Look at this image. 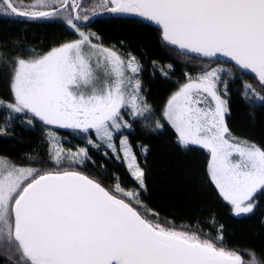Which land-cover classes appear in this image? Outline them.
Masks as SVG:
<instances>
[{
	"label": "snow or ice",
	"instance_id": "obj_1",
	"mask_svg": "<svg viewBox=\"0 0 264 264\" xmlns=\"http://www.w3.org/2000/svg\"><path fill=\"white\" fill-rule=\"evenodd\" d=\"M0 21V138L35 140L0 152V264H264L209 204L264 242V143L228 123L234 93L264 117V0H0ZM151 141L184 157L167 212Z\"/></svg>",
	"mask_w": 264,
	"mask_h": 264
},
{
	"label": "trees",
	"instance_id": "obj_2",
	"mask_svg": "<svg viewBox=\"0 0 264 264\" xmlns=\"http://www.w3.org/2000/svg\"><path fill=\"white\" fill-rule=\"evenodd\" d=\"M97 27L105 34L106 39H115L116 33L125 31V29H117L115 26L107 24H100L97 25ZM5 28L6 25L3 21H0V32ZM65 36L66 33L62 29L53 26L46 27L34 25L29 32V39L36 44H39L40 41H43L44 44H48L53 40H58ZM144 38L147 40V35H145ZM153 52L161 56L169 55L166 52H157L155 48H153ZM172 59H174L178 65L176 77H174L175 79L180 77L184 61L182 58H177L175 56H173ZM145 80L146 82L151 83L150 99L153 103L159 105L163 102V99L166 97L171 86L148 81V72L145 73ZM3 87V82L0 81V91L3 90ZM247 112L248 110L240 103L239 99L235 97L234 93L232 111L228 123L238 134L249 137L258 143H264V117L257 116L256 120L252 121L249 119ZM62 134L67 135L64 131H62ZM24 135L26 138H29V142L24 144L0 138V152L8 153L10 156L15 157L20 153L22 148L26 149L32 144H35V140L30 139L29 133H24ZM73 142L75 143L76 141ZM151 143L154 147L152 155L149 156V160L152 163V183L155 185L151 201L154 206L167 212L170 211V208H168L165 203L161 202L159 194L160 191L164 189L175 191L177 193L182 191L180 186V174L184 163V157L179 155L171 156L162 150L156 141H151ZM209 204L216 207V210L220 213L224 223L228 225V231L225 234L228 247L240 248L242 255L244 246L255 247L258 252L264 250V242H262L258 236L253 235L252 226L249 222L229 217L225 214V210L215 205L214 202H209ZM179 223H181V221L177 220V224ZM244 258L247 259V256L245 255Z\"/></svg>",
	"mask_w": 264,
	"mask_h": 264
},
{
	"label": "rangeland",
	"instance_id": "obj_3",
	"mask_svg": "<svg viewBox=\"0 0 264 264\" xmlns=\"http://www.w3.org/2000/svg\"><path fill=\"white\" fill-rule=\"evenodd\" d=\"M63 131V130H62Z\"/></svg>",
	"mask_w": 264,
	"mask_h": 264
}]
</instances>
